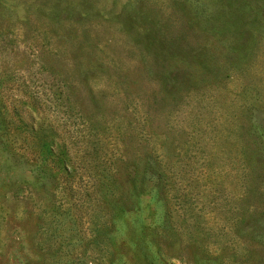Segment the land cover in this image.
Instances as JSON below:
<instances>
[{"label": "rangeland", "instance_id": "374dc122", "mask_svg": "<svg viewBox=\"0 0 264 264\" xmlns=\"http://www.w3.org/2000/svg\"><path fill=\"white\" fill-rule=\"evenodd\" d=\"M0 264H264V0H0Z\"/></svg>", "mask_w": 264, "mask_h": 264}]
</instances>
